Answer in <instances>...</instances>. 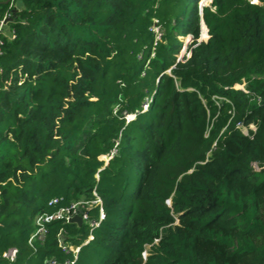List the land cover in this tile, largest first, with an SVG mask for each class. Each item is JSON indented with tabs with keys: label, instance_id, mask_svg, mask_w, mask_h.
<instances>
[{
	"label": "trees",
	"instance_id": "16d2710c",
	"mask_svg": "<svg viewBox=\"0 0 264 264\" xmlns=\"http://www.w3.org/2000/svg\"><path fill=\"white\" fill-rule=\"evenodd\" d=\"M20 2L1 36L0 264L11 247L10 264H264V0ZM93 189L97 227L54 220L28 243L49 199Z\"/></svg>",
	"mask_w": 264,
	"mask_h": 264
},
{
	"label": "built area",
	"instance_id": "2783aa9c",
	"mask_svg": "<svg viewBox=\"0 0 264 264\" xmlns=\"http://www.w3.org/2000/svg\"><path fill=\"white\" fill-rule=\"evenodd\" d=\"M7 13L0 15V52H1V45L3 43L2 35L8 34L10 37H14L13 30H9V32H5V25L8 18ZM154 31L158 32V28L154 26ZM234 89H241L244 92H247L242 85H234ZM239 124V123H238ZM93 197L91 199H79L76 201H73L69 204H64L62 197H52L48 200V205L54 207L53 210L50 212L43 211L39 212L35 215L34 218V224L35 228L34 231L31 233V235L28 238V243L31 244L34 238L42 239L44 237V234L46 233V224L50 223L54 220H65L67 222L68 218L79 214L82 218L83 222H88L90 225V230L92 231L93 227H97L101 220L104 219L105 213L103 210L102 202L100 197L98 196L95 189L92 191ZM93 207H97V216L95 218H90L88 214V209H91ZM88 234L87 239L84 241V243L88 242L92 238V234ZM62 235L59 233V236ZM60 240V239H59ZM62 245V244H60ZM78 248H74V258L76 257V252ZM17 254V248L11 247L8 250H6L2 255L6 259L7 263L10 264V262L14 261ZM69 264L73 263V261H68ZM50 264H55L54 260L50 261Z\"/></svg>",
	"mask_w": 264,
	"mask_h": 264
},
{
	"label": "rangeland",
	"instance_id": "374dc122",
	"mask_svg": "<svg viewBox=\"0 0 264 264\" xmlns=\"http://www.w3.org/2000/svg\"><path fill=\"white\" fill-rule=\"evenodd\" d=\"M209 2H210V0H198V4H199V10L201 11V7L202 6H204V5H208L209 4ZM203 26L205 27L206 25H204V23H202V20L200 21V35H199V38L201 39V41L202 40H205V39H207V37L209 36L208 35V31H207V27H205V34H203L202 32V30H203ZM179 39L182 41V43H183V45H182V47H181V49H180V51H179V54H178V58L179 59H181L182 58V56L183 55H188L189 53L187 52V50H186V47H187V44L189 43V42H191V40H192V36L190 35V34H182L181 36H179ZM185 45V46H184ZM184 47H185V49H184ZM177 58V59H178ZM129 117H131V116H129ZM105 160H107V158L104 156L103 157ZM84 224L85 225H89V223L88 222H84ZM90 226V225H89Z\"/></svg>",
	"mask_w": 264,
	"mask_h": 264
},
{
	"label": "crops",
	"instance_id": "0c3cea01",
	"mask_svg": "<svg viewBox=\"0 0 264 264\" xmlns=\"http://www.w3.org/2000/svg\"><path fill=\"white\" fill-rule=\"evenodd\" d=\"M5 3H9L8 10L6 9L4 11V14L5 13L9 14L8 18H7V21H9L10 18H11V15H12L11 11L9 10V8L13 7V12H14L16 8L20 7L21 2H20V0H0V6L2 4H5ZM9 30H10L9 24L6 22L5 32H9Z\"/></svg>",
	"mask_w": 264,
	"mask_h": 264
},
{
	"label": "water",
	"instance_id": "95a60500",
	"mask_svg": "<svg viewBox=\"0 0 264 264\" xmlns=\"http://www.w3.org/2000/svg\"><path fill=\"white\" fill-rule=\"evenodd\" d=\"M202 23H204L203 21H202ZM205 25V24H204ZM206 27V26H205ZM207 29V28H206ZM208 38V37H207ZM206 40V39H205ZM198 41H201V39L199 38L198 39ZM185 46V45H184ZM184 49H185V47H184ZM177 60H179V58L177 59ZM169 71V70H168ZM67 222H71V223H77L78 225H81L82 223H83V221H82V218H81V216L79 215V214H75V215H73V216H71V217H69L68 218V220H67ZM60 240H59V242H60V244H62V242H63V240H64V237L62 236V235H60V238H59Z\"/></svg>",
	"mask_w": 264,
	"mask_h": 264
},
{
	"label": "clouds",
	"instance_id": "9594fccd",
	"mask_svg": "<svg viewBox=\"0 0 264 264\" xmlns=\"http://www.w3.org/2000/svg\"><path fill=\"white\" fill-rule=\"evenodd\" d=\"M146 105H147L146 103L143 104V108H144V109L146 108ZM132 115H133V114H132ZM129 116H130V115H128V118L131 119L134 115L131 116V117H129ZM83 243H84V242H83ZM73 249H74V248H72V251H73ZM77 251H78V250H77ZM76 253H77V252H76ZM75 255H76V254H75Z\"/></svg>",
	"mask_w": 264,
	"mask_h": 264
},
{
	"label": "bare ground",
	"instance_id": "6f19581e",
	"mask_svg": "<svg viewBox=\"0 0 264 264\" xmlns=\"http://www.w3.org/2000/svg\"><path fill=\"white\" fill-rule=\"evenodd\" d=\"M130 116H133V115H130Z\"/></svg>",
	"mask_w": 264,
	"mask_h": 264
}]
</instances>
